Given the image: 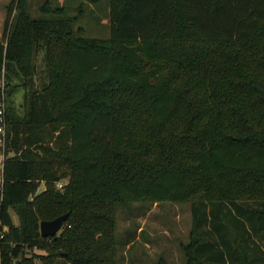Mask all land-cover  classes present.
I'll return each mask as SVG.
<instances>
[{
	"label": "trees",
	"instance_id": "1",
	"mask_svg": "<svg viewBox=\"0 0 264 264\" xmlns=\"http://www.w3.org/2000/svg\"><path fill=\"white\" fill-rule=\"evenodd\" d=\"M108 2L105 39L45 2L0 42L7 84L38 46L48 78L6 131L0 264H115L114 209L164 202L191 204L184 264H264V0Z\"/></svg>",
	"mask_w": 264,
	"mask_h": 264
},
{
	"label": "rangeland",
	"instance_id": "2",
	"mask_svg": "<svg viewBox=\"0 0 264 264\" xmlns=\"http://www.w3.org/2000/svg\"><path fill=\"white\" fill-rule=\"evenodd\" d=\"M47 2L51 8L63 7L66 17H75L73 29L81 28L80 35L88 38L105 39L109 36V2L108 0H0V42L5 38L19 12L17 6L32 19L52 18L44 15L40 7ZM31 75L25 77L17 68H11L7 84L4 71L0 78V102L5 110L0 122L6 131L13 120H22L27 110V103L33 91H39L47 84V71L42 46L34 48L32 54ZM8 94H10L8 96ZM51 131V129H49ZM1 139V136H0ZM2 152L7 157L12 151L0 143ZM67 180L59 182L64 186ZM44 184L39 187V192ZM190 203L133 204L117 206L113 212L115 221L113 259L115 264H184L183 247L189 243L191 229ZM12 221L18 224L17 216L10 211ZM64 226V225H63ZM63 228V227H62ZM62 229L57 233L60 234ZM24 257L31 264H45L50 255L32 247L24 248ZM52 264H69L56 257ZM19 262V261H18ZM17 262V263H18ZM14 262V264H17Z\"/></svg>",
	"mask_w": 264,
	"mask_h": 264
},
{
	"label": "water",
	"instance_id": "3",
	"mask_svg": "<svg viewBox=\"0 0 264 264\" xmlns=\"http://www.w3.org/2000/svg\"><path fill=\"white\" fill-rule=\"evenodd\" d=\"M67 214L55 218L51 221H41L39 223V233L42 238L56 237L57 233L62 229L66 222ZM17 264H21L18 262Z\"/></svg>",
	"mask_w": 264,
	"mask_h": 264
},
{
	"label": "built area",
	"instance_id": "4",
	"mask_svg": "<svg viewBox=\"0 0 264 264\" xmlns=\"http://www.w3.org/2000/svg\"><path fill=\"white\" fill-rule=\"evenodd\" d=\"M4 110H5V104L4 102H0V117L3 116L4 114ZM0 143L1 146L5 143V131H4V124L2 122H0ZM6 159V156L4 155V153L2 152L1 158H0V196H2V188H3V177H2V173H3V163L4 160ZM57 187L61 188L60 184L57 183Z\"/></svg>",
	"mask_w": 264,
	"mask_h": 264
}]
</instances>
